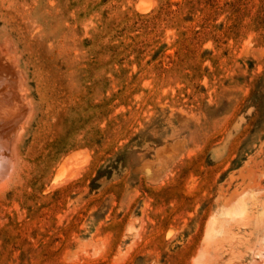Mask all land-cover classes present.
Returning a JSON list of instances; mask_svg holds the SVG:
<instances>
[{"label": "rangeland", "instance_id": "1", "mask_svg": "<svg viewBox=\"0 0 264 264\" xmlns=\"http://www.w3.org/2000/svg\"><path fill=\"white\" fill-rule=\"evenodd\" d=\"M137 3L0 0V264H264V0Z\"/></svg>", "mask_w": 264, "mask_h": 264}, {"label": "bare ground", "instance_id": "2", "mask_svg": "<svg viewBox=\"0 0 264 264\" xmlns=\"http://www.w3.org/2000/svg\"><path fill=\"white\" fill-rule=\"evenodd\" d=\"M149 7H150V0H138V3H137V9L139 10V11H141V12H145V11H147L148 9H149ZM4 63V62H3ZM4 66V65H3ZM19 78V77H18ZM7 87V86H6ZM23 88V87H22ZM11 93H13V92H11ZM10 93V94H11ZM20 95V94H19ZM13 95H11V96H9V97H12ZM18 96V95H17ZM14 97H16L15 96V94H14ZM19 98H20V96H19ZM11 99V98H10ZM9 99V100H10ZM26 99V98H25ZM11 101V100H10ZM14 101V100H13ZM29 102V101H28ZM17 104V103H16ZM16 104H14V105H16ZM1 105V104H0ZM24 106H25V102H24ZM16 107V106H15ZM3 108H5V107H3ZM15 109V108H14ZM1 110V109H0ZM7 111H8V109H7ZM6 110L4 111L5 113L7 112ZM11 111V110H10ZM12 113H13V111H11ZM11 112H8L9 114L11 113ZM20 112V111H19ZM23 112V111H22ZM3 112H1V114H2ZM8 113H6V114H8ZM0 114V115H1ZM5 114H2V116H4ZM30 115V114H29ZM6 116V115H5ZM4 116V117H5ZM8 116V115H7ZM6 116V117H7ZM13 116V115H12ZM19 116V115H18ZM17 116V117H18ZM27 116V115H26ZM4 117H2L3 119H4ZM21 117H25L24 115H21ZM12 118V117H11ZM11 118H8V119H11ZM16 118V116L15 117H13L12 119L14 120ZM7 119V120H8ZM17 119V118H16ZM15 119V120H16ZM4 120H6V119H4ZM14 120V121H15ZM3 121V120H2ZM11 122H13L12 120H10ZM20 121V120H19ZM6 122V123H5ZM4 123L7 125V124H9V123H7V122H9V121H5ZM3 123V124H4ZM16 123H17V121H16ZM22 123V122H21ZM26 123V122H25ZM13 124V123H12ZM18 124V123H17ZM16 124V125H17ZM24 124V123H23ZM5 125V126H6ZM15 125V124H14ZM15 125V126H16ZM3 126V125H2ZM1 126V128L4 130V128ZM15 126H12V127H14L15 128ZM11 127V128H12ZM22 127V126H21ZM8 128V127H7ZM10 128V127H9ZM19 128V127H18ZM13 129V128H12ZM20 129V128H19ZM8 131V130H7ZM10 131V130H9ZM17 131V130H16ZM3 132V131H2ZM20 134H21V132H20ZM6 135V134H5ZM14 135V134H13ZM12 135V136H13ZM18 135V133L16 134V136L15 137H12V139L13 140H11V138H9L10 139V141H9V144L11 143V145L12 146H14V148H15V146L17 147L18 146V144L22 141L21 140V137H22V135H21V137L20 136H17ZM7 136H8V134H7ZM8 139V140H9ZM12 141V142H11ZM5 142V141H4ZM4 142H2L1 143V141H0V145H2L3 146V148H4V146H6V145H3V143ZM5 144H7V143H5ZM11 146V147H12ZM1 147V146H0ZM2 148V147H1ZM9 149V148H8ZM18 150V149H17ZM16 150V151H17ZM13 152V151H12ZM6 154V153H5ZM12 158V157H11ZM77 159H75V156H73V157H71V156H69V158H67L66 160H64V162H61L62 164L61 165H59V168L57 169L58 170V172L56 173V175H55V178H54V183H59L60 181H62V180H64L65 178H68V177H70L74 172H75V168L73 169V166L76 164V165H78L77 164V162L78 161H76ZM17 161V160H16ZM17 163V162H16ZM10 165V164H9ZM78 167V166H77ZM14 168H15V166H14ZM14 168H12V169H14ZM15 171V170H14ZM9 175H11V174H9ZM5 176V175H4ZM11 181V180H10ZM9 181V182H10ZM2 183H4V182H2ZM53 183V182H52ZM3 185V184H2ZM6 185V184H5ZM8 185V184H7ZM6 188V187H5ZM243 200H241V201H239L238 203H235V204H233L232 206H230L229 208H227L226 209V211L224 212V217H225V219H224V224H221L220 226L219 225H217L218 227H216V225H215V223L216 222H214V220L213 221H210V222H208L209 224H207L208 226H207V228H206V240H207V242H210V240L211 239H213L214 238V236L215 235H219V234H222V233H230L229 231H231V226L232 225H241V224H243V222L246 220V219H248L249 218V215H250V212L248 211V208L246 207V205H245V203H243L242 202ZM228 207V206H227ZM226 208V207H225ZM223 210H225V209H223ZM221 215V214H220ZM213 219V218H212ZM221 219V218H220ZM222 220V219H221ZM217 224V223H216ZM263 241H264V238H263ZM256 255V254H255ZM257 255H259V258L260 257H264V251H259L258 253H257Z\"/></svg>", "mask_w": 264, "mask_h": 264}]
</instances>
